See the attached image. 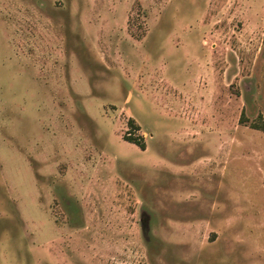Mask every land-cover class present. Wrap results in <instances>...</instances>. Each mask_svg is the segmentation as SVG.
Here are the masks:
<instances>
[{
  "label": "rangeland",
  "instance_id": "obj_1",
  "mask_svg": "<svg viewBox=\"0 0 264 264\" xmlns=\"http://www.w3.org/2000/svg\"><path fill=\"white\" fill-rule=\"evenodd\" d=\"M262 122L264 0H0V264H264Z\"/></svg>",
  "mask_w": 264,
  "mask_h": 264
},
{
  "label": "trees",
  "instance_id": "obj_2",
  "mask_svg": "<svg viewBox=\"0 0 264 264\" xmlns=\"http://www.w3.org/2000/svg\"><path fill=\"white\" fill-rule=\"evenodd\" d=\"M129 125L131 127H133L134 129H136V127L134 126L132 120H129ZM255 127H256V129L264 130V123L262 122V124H260L259 126H255ZM124 140L127 141V142H129V143H133V144L137 145L140 149L144 150L143 144H140L135 139H133L131 137H128V138L125 137Z\"/></svg>",
  "mask_w": 264,
  "mask_h": 264
}]
</instances>
